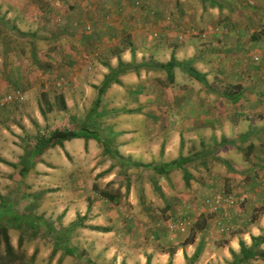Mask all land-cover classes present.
<instances>
[{"label": "rangeland", "instance_id": "obj_1", "mask_svg": "<svg viewBox=\"0 0 264 264\" xmlns=\"http://www.w3.org/2000/svg\"><path fill=\"white\" fill-rule=\"evenodd\" d=\"M5 1L0 0V16L6 21V24L0 27V32L3 30L7 36H1V42L10 43L16 35L15 32L9 31L11 23L7 17L11 15L12 20L18 19L16 24H20L26 31L19 30L23 33L20 34L23 39L15 44L23 54V56H17V59L20 60L28 59L29 50H33L29 48V43H24L31 42L32 38L29 36L37 34L40 41H44V37L48 39L50 36L55 37L53 34H59V31L63 30L68 34H80L85 38L103 37L99 33L102 32L99 28L104 29L108 22L112 23V38L117 40L122 39L125 35L131 36L132 32H135L137 36L143 35L147 39V43L163 44V38L165 41L168 40L164 35H173V40L181 42L194 33H197V36L207 37V32L196 28L192 31L178 32L179 34L174 32L172 26L167 29V25L170 26L172 20L175 0H53L59 1L61 4L64 2L59 11L65 10L68 16L60 13L62 19H57V16L55 19H49L50 26H48L51 27L52 32L47 30L44 24H41L40 19L29 24L22 19L18 11L13 12L7 3L2 8ZM32 1L40 2L42 5L49 3V0ZM196 16H198V12ZM138 18L141 26L137 24V28L131 29L127 26L122 33L113 28V23L125 20L129 22L127 25H134ZM175 21H178L177 16H175ZM160 23L162 24L160 25ZM155 25L158 30L155 29ZM175 26L179 29L187 28L185 23L177 22ZM162 27L164 35L160 33ZM96 42L98 45L102 40L99 39ZM115 43L113 41L102 42L108 47L93 46L90 48V52L95 53H89V55H95L97 52L102 53ZM126 43L128 41L122 42L121 48H124ZM40 44L37 43L36 47L43 48ZM90 46L91 44H89ZM3 58L0 59L1 62L4 61ZM14 64L17 65V61H14ZM94 66H96L95 63ZM0 72H2L1 67ZM74 76V72L73 74H64L63 72L57 74L54 70L48 79L39 78L38 85L32 89L33 91L27 92L30 93V98L22 89L17 90L15 87L4 93L0 91V99L9 94L13 96V100L9 104L0 107V113L15 118L10 119L1 127H7L10 124L13 127L18 125L24 131V135L20 137L17 135V131L10 127L8 133L0 132V213L1 206H4L7 200L8 206L13 212L28 216L35 215L44 219L42 226L37 230L10 229L12 245L19 255L25 256L23 264H147L149 259L150 264H153L155 254L172 253L175 251V243L182 244L188 240L197 217L200 218V215L209 212V210L211 214L218 215L221 210L216 209V204L211 199L219 202L218 205H221L219 207L226 206L229 210L246 205L254 193H264V184L254 185L252 182L249 184L245 181L246 174L240 173V171H244V167L248 172L252 170L251 166L256 160H253L254 163L251 164H243L242 155L228 151L229 153L226 154L219 152L218 160L206 159L205 165L199 161H193L186 165L187 172L190 174L189 184H187L182 169L175 171L177 173L172 172L167 179L165 175L160 176L158 173L150 171L153 170L152 168L146 169L145 167L123 164L120 158L114 156L110 151L107 153L105 148H108V144H110L112 152L125 149L121 147L124 144V137H109L105 132L104 139L106 142H110L112 139V144L98 141L97 149L86 148L85 152L79 153L78 148H75L73 152L69 153L61 150L60 147L63 146L60 145L53 148L52 154L48 157L51 165L47 168L50 169V172H59V174L43 175L42 172L35 170L37 165L45 163L47 156L46 159L44 156L42 159H35V163L32 162L34 170L26 178L22 177L20 174L22 157L27 152H31L41 135H49L55 130L73 128L82 130L84 128L85 116L90 108L95 106L100 88L90 89L88 95L82 89L72 85L75 82ZM260 80L262 83L264 82V78ZM237 82L239 80L232 85ZM235 86L232 89L233 92L237 91ZM262 89L264 91V85ZM14 94H18V96ZM164 96L170 98L171 93L165 90ZM60 97L66 103V111L62 109ZM125 97L132 99L134 96L125 93ZM212 104L215 105L212 107L216 109L219 106L218 102L216 104V99L212 101ZM222 109L226 111L225 116L232 117L222 121L220 127L213 129L208 121L206 126L203 123L199 124L202 126L198 129L199 131H190L187 126H190L191 123L182 120L179 127H170L164 137H159L157 134L152 137L128 136L127 145L131 149L139 148L142 145H149V147L152 145L161 150L168 143L169 145L173 143L175 138H172V134L176 130L180 137L183 132L182 140L185 139L184 142L186 145L188 144L187 155H194L199 152L201 147L214 148L226 134L241 135L248 132L252 126H259L261 123L256 119L259 116H264L262 109L256 115L250 114L249 112L252 110L250 105L240 108L229 103L222 105ZM35 112L40 113L44 125L41 126L34 121L36 130L31 133L22 125V117L19 119V116L33 115ZM241 112L243 113L238 117V113ZM246 116H252L254 120ZM103 117L98 118L97 122L99 130L102 131L111 126L119 127L123 123L115 125V119L111 120L113 117L111 114ZM231 120L234 123H231ZM167 124L168 122H166ZM129 126L139 128L135 124ZM141 127L145 128L146 126L142 124ZM117 130L120 129L117 128ZM177 140L180 143L178 137ZM203 142L207 145H203ZM248 145L249 143L245 145V148ZM21 146L25 149L23 155L17 153ZM184 146H181L183 148L181 151H184ZM175 149L177 150V147ZM118 153L120 152L118 151ZM224 161L235 164L236 170H228L223 164ZM153 164L162 165L161 162ZM255 174L259 176L256 181L260 182L262 178L264 180L263 169L258 168ZM226 175H229L231 184L230 187L228 186V190L222 186L227 178ZM238 176H243V179ZM215 180L219 184L218 186H212ZM220 181L222 185L219 183ZM94 185L108 192H118L120 201L112 203L100 198L98 192L94 191ZM220 193L224 194V201L228 202V205L221 202L223 196ZM85 215L87 217L83 219L81 226L64 236V232L78 220L79 216L85 217ZM95 227L108 228L110 232H100L94 230ZM222 229L225 231L224 227H221ZM60 236L64 237L59 240V246H57L56 240ZM67 247L76 249L75 253H69ZM4 248L2 243L0 258L5 254Z\"/></svg>", "mask_w": 264, "mask_h": 264}, {"label": "crops", "instance_id": "obj_2", "mask_svg": "<svg viewBox=\"0 0 264 264\" xmlns=\"http://www.w3.org/2000/svg\"><path fill=\"white\" fill-rule=\"evenodd\" d=\"M5 3L13 9V12L18 11L22 19L29 24L40 19L41 24H44L51 32L49 19H55L56 16L57 19H62L61 14L68 16L65 10L59 11L64 2L61 4L59 1L49 0V3L42 5L40 2L35 3L32 0L25 2L6 0L2 4V8ZM156 12L158 13V10ZM197 12L198 16H196ZM172 13L170 26L165 24L167 29L172 26L174 32L179 34L178 32L192 31L196 28L207 32V37L197 36V33H194L181 42L173 40V35L165 36L162 27L160 33L168 39L165 41L163 38V44L147 43V39L143 35L137 36L135 32H132L129 37L125 35L122 39L117 40L112 38V23L108 22L104 29L99 28L102 31L99 33L103 37L85 38L80 34H68L63 30H60L59 34L54 32L55 37L50 36L49 39L44 37V41H40L37 34L29 36L32 38L31 42L24 43H29V48L33 50H29L28 59L22 60L17 59V56H23V54L15 44L23 39V36H20L23 33L20 31H26L20 24H16L18 19L12 20L10 15L7 17L11 23L9 31L15 32L16 35L10 43L1 42V36L7 35L3 30L0 32V50L2 51V53L0 51V59L4 57L3 63L0 61L2 69L0 91L4 93L15 87L17 90L22 89L27 93L38 85L39 78L48 79L55 70L57 74H62V72L73 74L74 72L75 82L72 85L89 95L90 89H101L105 85L106 78L112 73L114 80L102 97L101 108L94 111L95 107L90 108L85 116L84 128L96 130L98 118H104L103 116L108 114L113 115L111 120L115 119V125L123 122L121 126H111L103 132L113 138L124 137V144L121 147L125 149L119 150L118 147L117 149L123 157L128 159L126 164L129 166L135 163L161 162V164H166L177 160L180 156L197 155L198 157L194 161L205 165L206 159L218 160L219 152L226 154L230 151L236 155H242L243 164H251L254 163L253 160H256L251 166L252 170L248 172L244 167V171L242 170L240 173L246 174L245 181L249 184L250 182L254 185L264 184L263 178L260 182L256 181L259 176L255 174L258 168L264 170V116L257 117L256 120L261 123L259 126H252L248 132L241 135L226 134L214 148L201 147L199 152L194 155H187L188 144L186 145L184 138V141L182 140L183 132L180 137L176 130L172 134V138H175L173 143L171 145L168 143L161 150L152 145L150 147L142 145L136 149L128 147V136L152 137L157 134L159 137H164L170 127H179L182 120L191 123L190 126H187L190 131H199L198 129L202 128L199 124L203 123L206 126L208 121L213 129L220 127L222 121L232 117L225 116L226 111L222 109V105L225 104L231 103L240 108L250 105L252 110L249 113L252 115L258 114L261 109L264 111V91L262 89L264 82L262 83L260 80L264 78V0H175ZM175 16L178 18L177 22L185 23L187 28L179 29L175 26L177 24ZM0 17V27H2L6 21L2 19V16ZM139 21V18L136 19L135 24L130 26L127 25L129 24L127 20L115 22L113 28L122 33L127 26L131 29L137 28V24L141 26ZM157 25H155L156 30H158ZM99 39L102 42L113 41L116 43L102 53L97 52L95 55H89V53H95L90 52V48L93 46L108 47L102 42L96 45V41ZM124 40L128 43L124 48H121ZM37 43H41L43 48L36 47ZM89 44H91L90 47ZM257 55L262 56L261 63L254 62ZM173 56L183 66L175 68L174 83H171L168 73L159 69L158 64L171 62ZM14 61H17V65L14 64ZM187 66L194 68L205 81L200 82L192 77L187 72ZM238 80L236 86L232 85ZM234 86L237 87L235 92L232 91ZM165 90L171 93L170 98L164 96ZM125 93L134 97L129 99L125 97ZM26 96L31 97L30 93H27ZM215 99L219 109L212 107L215 106L212 104ZM242 113H238L237 116L239 117ZM21 117V123L28 132H35L34 121L41 126L44 125L40 113L20 115L19 119ZM246 117L254 120L252 116ZM10 119L15 118L0 113V132L8 133L10 127L17 131L19 137L24 135L23 129L18 125L13 127L10 124L7 127H1ZM166 122H168L167 125ZM231 123L234 121L231 120ZM134 124L139 128L129 126ZM142 124H145L146 127L142 128ZM70 130L80 131L74 128ZM177 137L180 139V143ZM97 143L98 141L95 139H73L65 141L63 147L60 148L69 153L78 148L77 151L81 153L85 152L86 148L97 149L99 147ZM247 143L249 145L245 148ZM108 145L107 149L109 150L110 144ZM182 145H185L184 151H181ZM203 145L207 144L203 142ZM252 146L254 149L250 150ZM52 150L53 148L45 151L41 156V159L44 156L46 159L47 156L45 163L42 162L35 168L43 175L59 174V172H50V169L47 168L51 165L48 157L52 154ZM24 152L25 149L22 146L17 150L20 155H23ZM27 155L28 153L23 157ZM223 164L230 171L236 170L235 164L228 161H224ZM22 169L23 166H21L20 172ZM33 170L31 168L24 177L26 178ZM177 170L179 169H172L169 174H165L167 179L172 172L177 173L175 172ZM150 171L155 173L154 170ZM229 175H226L224 185L221 184V181L219 182L222 186H227L226 189L231 186ZM238 177L243 179V176ZM218 185L215 180L212 186ZM225 209L226 211L223 209L216 216L211 214L210 210L202 214L205 216L206 225L198 231L194 240L186 245L183 244L184 242L182 244L175 243V251L172 255L168 252L155 254L153 264H170V262L171 264H188L187 258H192L198 251H200V257L195 264H231L234 261L232 252L243 257L241 254L242 244L252 249L253 258L250 264H264V193H254L250 201L243 207H234L228 210L225 206ZM198 220L197 217L196 222ZM221 227H224L227 232L221 230ZM258 238H262V241L257 240Z\"/></svg>", "mask_w": 264, "mask_h": 264}, {"label": "trees", "instance_id": "obj_3", "mask_svg": "<svg viewBox=\"0 0 264 264\" xmlns=\"http://www.w3.org/2000/svg\"><path fill=\"white\" fill-rule=\"evenodd\" d=\"M258 56V55H257ZM261 58V62H262V56H258ZM255 62V61H254ZM261 62H257V63H261ZM183 65L179 62L176 61V59L172 58L171 62L167 63V64H158V68L161 70H164L168 73L169 76V81L171 83H174V70L177 67H182ZM187 72L194 77L196 80L200 81V82H204V78L203 76L198 73L194 68L187 66ZM114 80V76L111 74H109V76L106 78V82L105 85L100 89L99 92V97L97 99V101L95 102V108H93V111L98 109L101 106L102 103V97L104 96L106 90L108 87H110V85L112 84ZM117 83H120L117 81ZM60 104L62 105V109L63 111L67 110V106L65 101L63 100L62 97H60ZM97 130H91L88 128H83L80 131H76V130H55L53 132H51L49 135L45 134L41 135L40 138L37 139L36 144L33 147V150H31V152H27L28 155L26 157H23V159L21 160V165L23 166L22 171L20 172V174L22 175V177H24V175L26 173H28L30 171V169L34 166V161L35 159H41V156L45 153V151L52 149L58 145L63 146V143L65 141H71L73 139H95L101 143H105L106 140L104 139V132L102 130H99V128H96ZM114 141V140H113ZM106 143H111L112 144V139H110V142H106ZM224 143H226L224 141ZM254 147L252 146L250 148V150H253ZM105 151L108 153L110 151V153H113L114 156L118 157L121 159V162L123 164L126 165L127 162V158L123 157L120 153H118V151H114L112 152V150L109 148V150L107 148H105ZM198 156H191V157H184V156H180L177 160L170 162V163H164L162 165H157V164H140V163H135L133 164L135 167H145L146 169H153L156 173H158L159 175H165V174H169L170 170L172 169H182L184 170L185 173V179L187 184H189V179H190V174L187 172L186 169V165L192 163ZM34 162V163H32ZM28 164H30V167H28ZM12 165V164H11ZM225 188H227V186H225ZM228 190V189H227ZM94 191L98 192V196L102 199H105L109 202L112 203H118L120 201V194L117 193H113V192H108L107 190H102L100 188H98V186L94 185ZM230 191V190H229ZM220 195L223 196L222 198V203L228 205V202H225V196L223 193H220ZM3 199V198H2ZM6 199V198H5ZM4 201V199H3ZM212 202H215L216 204V209H220L221 211H223V209L226 211L225 207H219L221 205H218V202L215 200H212ZM210 201V202H211ZM5 202V201H4ZM9 202L6 200L5 205L1 206V213H0V247L1 244L3 243L4 245V249H5V254L2 258H0V264H23L25 261V256L23 255H19L15 249V247L12 245L11 243V237H10V229L11 228H15V229H34L37 230L38 228H40L44 222V219L42 217L39 216H28L25 214H18L13 212V210L8 206ZM8 206V207H6ZM90 209V206H89ZM218 209V210H219ZM87 217V215H85V217H81L79 216L78 220L75 221L71 227L64 232V236L66 233H72L75 229H77L78 227L81 226L83 219H85ZM204 215H202L199 220L195 223L192 231H191V236L188 238V240H186V242L184 243V245L191 243L194 238L196 233H198V231L202 230L203 227H205L206 223H205V219H204ZM94 230L100 231V232H110V229L108 228H103V227H95L93 228ZM225 232H227V230H225ZM59 233V231H58ZM60 234V233H59ZM62 235V234H61ZM63 236V237H64ZM63 237H59L56 241H57V246H59V240H62ZM257 240L262 241V238H258ZM241 254L243 255V257H240V255L238 256L235 252H232L234 261L231 264H250L251 259L253 258L252 256V249L247 248L246 246H244V244L241 245ZM67 250L69 253L74 254L76 249H70L67 247ZM174 252L171 253V255ZM264 255V253H263ZM200 257V251H198L192 258L188 259V264H195ZM147 264H150V259L147 261ZM171 264V262H170Z\"/></svg>", "mask_w": 264, "mask_h": 264}, {"label": "built area", "instance_id": "obj_4", "mask_svg": "<svg viewBox=\"0 0 264 264\" xmlns=\"http://www.w3.org/2000/svg\"><path fill=\"white\" fill-rule=\"evenodd\" d=\"M260 60H261V58L258 57V56L254 58L255 62H261ZM18 94H14V95L18 96ZM12 100H13L12 94H9V95L5 96L4 98L0 99V107L9 104ZM230 201L232 202V200H230Z\"/></svg>", "mask_w": 264, "mask_h": 264}, {"label": "clouds", "instance_id": "obj_5", "mask_svg": "<svg viewBox=\"0 0 264 264\" xmlns=\"http://www.w3.org/2000/svg\"><path fill=\"white\" fill-rule=\"evenodd\" d=\"M256 57V56H255Z\"/></svg>", "mask_w": 264, "mask_h": 264}]
</instances>
